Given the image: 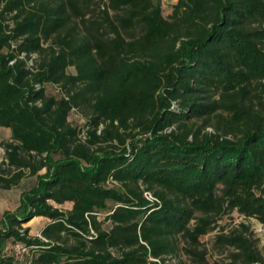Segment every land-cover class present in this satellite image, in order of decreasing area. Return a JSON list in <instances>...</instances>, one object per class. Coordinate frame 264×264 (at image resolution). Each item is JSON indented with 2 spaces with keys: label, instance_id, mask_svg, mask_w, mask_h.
Wrapping results in <instances>:
<instances>
[{
  "label": "trees",
  "instance_id": "obj_1",
  "mask_svg": "<svg viewBox=\"0 0 264 264\" xmlns=\"http://www.w3.org/2000/svg\"><path fill=\"white\" fill-rule=\"evenodd\" d=\"M96 3L0 0V191L36 177L0 264H171L180 237L210 264L197 245L224 215L264 225V0ZM249 230L217 234L228 264H264Z\"/></svg>",
  "mask_w": 264,
  "mask_h": 264
},
{
  "label": "rangeland",
  "instance_id": "obj_2",
  "mask_svg": "<svg viewBox=\"0 0 264 264\" xmlns=\"http://www.w3.org/2000/svg\"><path fill=\"white\" fill-rule=\"evenodd\" d=\"M95 2V7L98 5L97 2L99 0H93ZM154 2H159L162 6L163 13L165 16H167L172 9V4L176 0H153ZM139 27H137V34L139 33ZM136 33V31H134ZM47 91L49 93H60V88L55 85H50L47 87ZM70 119L73 121V124L84 126L86 124L87 117L85 115V112L81 110H73L72 115L70 116ZM6 129V128H5ZM212 127L209 126L208 130L212 131ZM82 139L85 138V133L82 132ZM4 139L3 135H0V142ZM2 150L0 149V157L2 156ZM45 170L43 169L41 173H43ZM24 179V178H23ZM22 182V181H21ZM17 190V189H16ZM2 193V192H1ZM3 207L0 204V212H2ZM105 217V213H101L99 215V219H103ZM33 219H31L29 222L25 223L24 226H29L31 223H33ZM240 222H245L250 225V230L248 232L249 237L253 241H255L256 246L261 251L263 257H264V225L261 224L259 221H257L255 218H248L245 217L237 212H233L231 214L224 215L222 219H220L217 222V225L213 230L208 232L206 235L202 236L200 238V243L197 245V249L199 251L205 252L206 259L210 264H228L232 260V248L221 246L217 243V234L221 231V229L224 227V231H228L233 227H236ZM260 223V225H259ZM106 225V224H105ZM179 248L176 253V255H172L169 259V262L171 264H198L196 258L194 255H192L191 252H189V248L191 247L188 239L185 238H178ZM18 253L17 250L14 248L7 251V254L10 255L12 253ZM19 254L20 262L26 263L30 258V253L25 254Z\"/></svg>",
  "mask_w": 264,
  "mask_h": 264
},
{
  "label": "crops",
  "instance_id": "obj_3",
  "mask_svg": "<svg viewBox=\"0 0 264 264\" xmlns=\"http://www.w3.org/2000/svg\"><path fill=\"white\" fill-rule=\"evenodd\" d=\"M0 135H3L4 138H8L10 136L9 129L0 127ZM41 172L42 170L40 171V173ZM35 179V176L25 177L20 183V186H15L10 189H2L0 191V204L3 207L2 212H0V219L2 218L3 213L6 210L14 209L18 205L22 189L24 187H30L32 184H34ZM33 220L34 221L30 224V226L39 228V230H37L36 232L40 233V229L47 223V220L43 217H34Z\"/></svg>",
  "mask_w": 264,
  "mask_h": 264
},
{
  "label": "built area",
  "instance_id": "obj_4",
  "mask_svg": "<svg viewBox=\"0 0 264 264\" xmlns=\"http://www.w3.org/2000/svg\"><path fill=\"white\" fill-rule=\"evenodd\" d=\"M34 57H35V55H34ZM0 149L2 150V153H4V149L1 148V147H0ZM145 195L149 199H153L154 198L153 195L151 194V192H149V191L145 192ZM259 225H260V223H259ZM38 234L40 235V233H38ZM15 249L17 250L18 253H21V254H25V253H28L29 252V248L27 246L22 245V244H17L15 246Z\"/></svg>",
  "mask_w": 264,
  "mask_h": 264
}]
</instances>
